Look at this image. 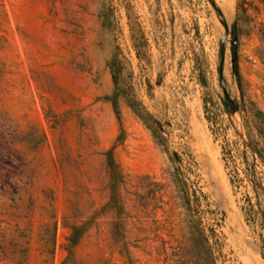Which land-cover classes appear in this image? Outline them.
Instances as JSON below:
<instances>
[{
    "label": "rangeland",
    "instance_id": "rangeland-1",
    "mask_svg": "<svg viewBox=\"0 0 264 264\" xmlns=\"http://www.w3.org/2000/svg\"><path fill=\"white\" fill-rule=\"evenodd\" d=\"M254 109L264 0H0V264H264Z\"/></svg>",
    "mask_w": 264,
    "mask_h": 264
},
{
    "label": "trees",
    "instance_id": "trees-1",
    "mask_svg": "<svg viewBox=\"0 0 264 264\" xmlns=\"http://www.w3.org/2000/svg\"><path fill=\"white\" fill-rule=\"evenodd\" d=\"M113 110L116 114H118V107L116 101L113 99ZM242 110H240V113ZM252 118L254 124L252 125L253 130L256 131L255 135H250V133H247L249 144L253 150V152L257 155V157L260 159V161L264 164V113L262 111L255 110L252 111ZM244 125L247 128L248 123L247 121H244ZM79 240L78 236V228H74L73 232L69 238V241L71 243V246H74L77 244Z\"/></svg>",
    "mask_w": 264,
    "mask_h": 264
}]
</instances>
